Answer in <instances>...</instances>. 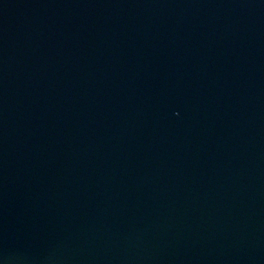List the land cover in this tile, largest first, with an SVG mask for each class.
Returning <instances> with one entry per match:
<instances>
[{
	"label": "water",
	"instance_id": "water-1",
	"mask_svg": "<svg viewBox=\"0 0 264 264\" xmlns=\"http://www.w3.org/2000/svg\"><path fill=\"white\" fill-rule=\"evenodd\" d=\"M0 264H264V0H0Z\"/></svg>",
	"mask_w": 264,
	"mask_h": 264
}]
</instances>
